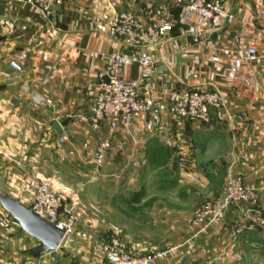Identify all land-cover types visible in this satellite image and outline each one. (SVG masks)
<instances>
[{
  "label": "crops",
  "instance_id": "crops-1",
  "mask_svg": "<svg viewBox=\"0 0 264 264\" xmlns=\"http://www.w3.org/2000/svg\"><path fill=\"white\" fill-rule=\"evenodd\" d=\"M164 2L173 0H73L54 5L45 18L31 5L0 0V179L11 164L12 177L23 171L25 179L47 177L57 190L70 194L79 216L84 209L102 208L110 197V210L139 208L146 220L188 226L182 229L187 234L193 210L218 196L229 174L240 175L256 189L258 204L232 206L223 223L183 235L180 244L154 263L218 264L233 257L237 248L239 236H229L232 223L246 227L240 241H252L256 233L248 228L250 216L264 209V0H226L235 21L219 29L200 19L178 22L152 49L158 73L150 85L169 136L148 135L143 124L136 123L131 134L113 136L101 170L91 168L93 150L110 135L106 127L92 131L85 120L96 94L95 87H88L105 65L103 54L132 51L108 35L110 21L124 11L145 21L150 6ZM250 42L258 48L254 60L245 57ZM12 61L22 69H13ZM125 74L138 77L137 66ZM177 89L218 90L225 104L213 109L210 123L201 127L191 121L171 122L168 94ZM33 92L53 104L34 105ZM55 122L60 131L53 129ZM63 134L68 140L60 142ZM111 161L117 167L132 162L135 168L110 173ZM150 163L153 169H147ZM71 174L92 183L112 175L122 184L95 187L100 197L89 200L85 194L91 188L85 182H68ZM5 193L24 202L13 191ZM226 242L228 251L222 247Z\"/></svg>",
  "mask_w": 264,
  "mask_h": 264
},
{
  "label": "built area",
  "instance_id": "built-area-1",
  "mask_svg": "<svg viewBox=\"0 0 264 264\" xmlns=\"http://www.w3.org/2000/svg\"><path fill=\"white\" fill-rule=\"evenodd\" d=\"M10 3L28 4L37 8L43 17L50 18L53 6L73 0H4ZM177 9V15L174 10ZM195 19L207 21L212 29L230 26L235 21V14L227 6L226 0H173L157 6H150L147 19H140L132 11L115 14L108 29L110 37L120 38L128 51H116L103 54L105 65L97 75L95 99L91 115L86 118L89 128L101 132L106 127L110 139L101 141L92 152V161L102 164L105 154L112 147V138L124 131L132 133L136 123L141 122L148 135H159L166 139L169 125L164 118L161 106L154 96L150 81L158 73V59L152 49L159 45L173 31L178 22H192ZM199 26L201 23H197ZM258 48L250 42L245 57L248 60L258 58ZM11 67L21 70V66L12 61ZM137 66L138 77L125 74L129 67ZM31 100L34 105L53 104L51 99L33 92ZM225 99L218 90L184 89L172 90L168 94L167 119L171 122L191 121L197 127L209 124L211 111L224 106ZM68 140L63 134L60 142ZM32 209L48 220H59V225L72 231L77 219L76 206L66 203L65 197L55 191L47 177H38L29 187ZM258 204V193L255 188L244 182L240 175L230 174L222 189L221 195L196 212L195 225L207 229L213 224L223 222L228 210L237 204ZM254 222L251 228L260 226L264 230V214L257 210L250 216ZM239 225L230 233L235 238L244 230ZM103 253L109 264H152L161 257H153L136 252L125 241L114 238L104 246Z\"/></svg>",
  "mask_w": 264,
  "mask_h": 264
},
{
  "label": "rangeland",
  "instance_id": "rangeland-1",
  "mask_svg": "<svg viewBox=\"0 0 264 264\" xmlns=\"http://www.w3.org/2000/svg\"><path fill=\"white\" fill-rule=\"evenodd\" d=\"M116 164V161L113 163L112 161L110 162V173L113 172V170L122 169L124 167L125 169L135 168V165L132 162H121L118 167L115 166ZM152 164L154 163L147 164V169H153L154 167H152ZM102 166L103 163L100 165L93 164V167L91 168L93 171L95 168L96 171H99ZM11 167L10 164L7 171V174L10 176L8 177V175H6V177L0 179V191L4 192L2 194H6V191H13L24 199L23 203L31 206L29 187L38 177L25 179L22 177V174L25 173L24 171L18 176V178L16 177L17 175L12 177ZM111 176L112 175H110V178H100V180L96 181L98 182L96 184V182H88V177L81 176L83 179H77L76 176L71 174L70 178H68V182L72 184L76 181L87 183L91 190L88 192V195L85 194V196L87 199L91 200L94 197H100V195L95 194V191L92 190L95 187L97 188L105 185L107 189H111L122 184V179H120V182H116ZM49 182L55 191L65 197L66 203L74 204L69 198L71 197L70 194L66 195L57 190L50 180ZM16 189L19 190L17 191ZM222 189L218 196L203 202L193 210L190 223V229H192V231L190 230L187 234H185L182 229L189 230L188 226H172L164 223L162 224L160 221L155 223L153 220H146L145 210L139 208L110 210V197L102 202V208L92 207L84 209L80 211V216L77 206L74 204L76 206L77 219L73 225L72 231L66 234V237L57 250L40 255H34L30 252L32 248L39 245V241L22 231L19 224L0 204V264H93L94 262L97 263V260L100 264H109L103 253V249L104 246L111 243L114 238H119L125 241L129 246L135 249L136 252L148 255L149 257L160 254L161 257L156 258L152 263L154 264L155 261L166 257L168 252L173 250L176 244H180L179 242L181 241L179 238L183 235H188L192 232L193 234L201 233L208 230L211 226L216 225L213 224L205 230L200 229L195 225L196 212L203 204L217 199L221 195ZM94 206L96 207L97 205L95 204ZM257 211L264 214V209H257ZM250 222L252 224L254 223L251 219ZM251 223L248 228L255 231V238H253L252 241H240V237L243 234L242 232L237 233L236 237L239 236V240L233 257L219 260L218 264H264V230L260 226H256V228L258 227V230L256 231L255 227L251 228ZM239 225H243V223L240 221L232 223L229 236ZM76 233H79L80 235L75 238ZM231 238L234 239L233 237ZM175 241L178 243H175ZM227 242L223 244V248L226 247L225 245H227ZM143 245L148 246V248L142 249L139 247ZM227 248L225 249L228 251ZM84 252H86L88 257L81 258L80 255ZM183 264L199 263L187 261Z\"/></svg>",
  "mask_w": 264,
  "mask_h": 264
},
{
  "label": "water",
  "instance_id": "water-1",
  "mask_svg": "<svg viewBox=\"0 0 264 264\" xmlns=\"http://www.w3.org/2000/svg\"><path fill=\"white\" fill-rule=\"evenodd\" d=\"M60 131L59 123L52 125ZM0 204L3 209L19 224L20 229L39 241V245L30 252L34 255L57 250L67 234V229L59 225V220H48L36 213L30 205L20 199L0 193Z\"/></svg>",
  "mask_w": 264,
  "mask_h": 264
},
{
  "label": "trees",
  "instance_id": "trees-1",
  "mask_svg": "<svg viewBox=\"0 0 264 264\" xmlns=\"http://www.w3.org/2000/svg\"><path fill=\"white\" fill-rule=\"evenodd\" d=\"M256 228V227H255ZM257 229H258V227H257Z\"/></svg>",
  "mask_w": 264,
  "mask_h": 264
}]
</instances>
